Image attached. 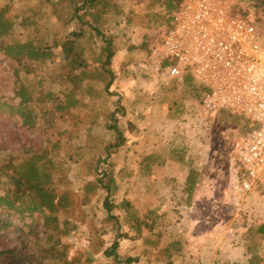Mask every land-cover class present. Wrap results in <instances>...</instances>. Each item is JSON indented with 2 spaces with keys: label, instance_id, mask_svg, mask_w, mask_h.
Here are the masks:
<instances>
[{
  "label": "rangeland",
  "instance_id": "rangeland-1",
  "mask_svg": "<svg viewBox=\"0 0 264 264\" xmlns=\"http://www.w3.org/2000/svg\"><path fill=\"white\" fill-rule=\"evenodd\" d=\"M49 1L58 3L60 0ZM114 2L118 4L116 10L96 6L101 15L105 10L103 30L107 36L114 37L112 68L115 76L108 92L103 89V81L108 76L99 74V62L93 60L87 70L90 77L85 81L91 85L79 96L78 102L57 111L51 129L41 124L45 129L41 130L44 131L43 153L54 162L53 188L58 197L66 198V206L60 214L74 225L68 234L60 236L67 256L83 258L88 250L92 256L90 264L107 262L102 248L111 243L114 234L110 228L114 222L106 219V210L101 204L104 192L99 189L90 193L91 202L87 205L83 206L81 201L84 186L94 180L96 159H103L104 147L115 141V133L107 127L110 122L107 115L121 106L116 117L124 144L111 149L110 156L105 162L100 161L99 167L113 173L119 186L116 201L125 198L139 214L155 209L159 215L153 231L144 229L135 239L119 238L122 255L134 257L132 264H167L162 249L167 243L175 242L178 248L171 264H243L249 256L243 233L255 223H264V182L243 199H236L231 188L236 149L250 121L241 109L207 110L188 95L185 87L177 88L173 82L164 85L150 71L148 51L159 44L161 35L172 26V20L166 22L161 18L160 1ZM45 4V0H0V10L4 9L0 21L6 23L8 31L10 29L5 41L31 40L33 49L37 46L41 49L37 50L39 52H52L42 68H37V76H43L46 70L58 72L62 59L61 50L43 49L44 46L48 47L52 39L71 30L80 29L76 19L66 21L62 12H51ZM149 13L155 14L154 21L150 20L153 18ZM233 14L264 27V8L255 9L252 0H235ZM37 17L42 22L30 26ZM89 42L86 32L81 43L87 46ZM186 74L193 78L189 68ZM93 76L97 79L92 81ZM30 79L22 69L16 76L7 60L0 59V98L4 101L17 103L18 83L31 86ZM62 83L54 82L43 89L58 93L62 98L59 90L66 85ZM8 111L0 112V137L3 135L7 141L33 140L32 131L26 128L18 126L22 132H12L17 129L13 119L18 116L15 108ZM7 113L11 118L5 116ZM144 131L151 132L150 141L143 140ZM149 149L153 151L146 154ZM148 155L153 157L151 161L142 160ZM180 155L185 163H177ZM186 163L199 168L190 202L183 191ZM3 191L0 187V193ZM112 212L119 216L123 229L127 230L128 212L120 207L112 208ZM32 219L27 217L26 221ZM129 232L134 234L131 229ZM97 242L102 244L99 250ZM258 253L263 257L260 264H264V237L259 240Z\"/></svg>",
  "mask_w": 264,
  "mask_h": 264
},
{
  "label": "trees",
  "instance_id": "trees-1",
  "mask_svg": "<svg viewBox=\"0 0 264 264\" xmlns=\"http://www.w3.org/2000/svg\"><path fill=\"white\" fill-rule=\"evenodd\" d=\"M114 1L60 0L54 3L45 0L44 7L49 6L50 11L54 13L62 12L66 21L76 19L80 24V29L71 30L66 35L57 37L58 39H52L48 47L44 46L43 49L61 50L62 59L57 67L58 72H55V69L46 70L43 76H37V68H42L45 59L50 57L52 52L48 53L45 50L39 52L37 50L40 48H36L37 46L33 49L31 40L16 38L15 41H5L10 29L8 31L6 23L0 21V26H2L0 27V59L7 60L16 76L18 70L22 69L31 77L30 82L33 83L31 85L33 87L18 83L15 89V94L19 97L17 103L6 102L0 98V112L15 108L20 120L18 117L13 119L17 129L12 132L15 134L19 131V134L26 128L32 131L34 136L33 140L17 138L10 141L9 139L7 141L3 135L0 137V187L4 189L3 193H0V264H90L92 262V256L88 250L85 251L84 259L81 256L76 259L68 257L65 244L60 239L61 234H68L74 225L68 217H61L60 214V210L66 206L64 202L66 198L61 195L58 197L53 188L54 162L46 157V153H43L42 133L45 129L41 128V124L51 129L56 112L70 108L78 102L79 96L91 85V83L87 85L85 81L87 77H90L87 75V70L91 67L93 60L99 62V74L108 76L103 81V89L108 92L115 76L112 68V59L115 55L114 37L113 35L107 36L103 30L102 16L105 10L101 15L96 10V6L100 4L105 9L111 7L116 10L118 4ZM155 1H160L163 6L162 20L166 22L172 20L180 0ZM252 6L257 10L264 8V0H252ZM0 14L4 16V9L0 10ZM33 15L36 17V14ZM149 16L153 18L150 20L154 21L155 14L149 13ZM40 22L42 20L37 17L30 22V26L31 23L35 26ZM86 32H88L90 42L84 46L81 38L86 35ZM90 52L92 54H89ZM182 78L188 95L199 100L202 87L186 73ZM96 79L94 76L91 77L92 81ZM54 82L66 84L59 90L62 98L58 96V93L43 89L45 86L51 87ZM48 102H50L49 106ZM120 109L122 107L117 106L107 115V120L110 121L107 127L115 133V141L104 147L105 157L103 159H100L101 157L96 159L93 166L94 180L84 186L81 201L83 206L87 205L91 202L89 194L101 189L104 192L101 204L106 210V219L114 222L110 228L114 235L109 247L102 248V244L97 242V250L102 248L103 257L107 260L106 263L101 260L98 264H132L135 261L134 257L129 254L122 255L120 252L119 238L140 237L144 229L153 231L159 221V215L155 209L139 214L129 200L122 198L116 201L118 183L108 168L99 167V162H105L110 156L111 149L116 150L124 144L125 138L121 134L116 117ZM5 116L11 118L8 113ZM41 130L44 131L41 132ZM8 135L10 136V133ZM152 158L148 155L142 160L151 161ZM177 159L178 162L185 163L183 156L180 155ZM186 164L187 175L183 183V191L186 193L187 201L190 202L197 184L199 168L189 163ZM114 207L123 208L128 212L130 219L126 222L127 230L123 229L119 216L112 212ZM27 217H33V219L29 222L26 221ZM129 229L133 230L134 234H131ZM242 237L249 253L247 261L243 264H260L263 257L259 255L258 248L259 240L264 237V223H255L243 233ZM162 251L166 254L167 264H171V258L176 252L175 244L168 243Z\"/></svg>",
  "mask_w": 264,
  "mask_h": 264
},
{
  "label": "built area",
  "instance_id": "built-area-1",
  "mask_svg": "<svg viewBox=\"0 0 264 264\" xmlns=\"http://www.w3.org/2000/svg\"><path fill=\"white\" fill-rule=\"evenodd\" d=\"M235 0H180L172 26L150 48L161 83L183 88L188 68L211 111L241 109L250 121L238 143L231 188L243 199L264 182V27L233 14Z\"/></svg>",
  "mask_w": 264,
  "mask_h": 264
},
{
  "label": "crops",
  "instance_id": "crops-1",
  "mask_svg": "<svg viewBox=\"0 0 264 264\" xmlns=\"http://www.w3.org/2000/svg\"><path fill=\"white\" fill-rule=\"evenodd\" d=\"M142 136H144V139H143V140H145V139L147 138V139L150 141L152 135H151V132H150V134H149V133L146 134V132L144 131ZM143 144H144V143H143ZM152 151H153V149H149V150L147 151L146 154L151 153ZM177 163H181V162H177ZM186 175H187V173H185L184 182H185V179H186ZM184 182H183V183H184ZM234 195H235V194H234ZM170 243L175 244V242H170ZM167 244H168V243H167ZM167 244H166V245H167ZM164 247H165V246H164ZM164 247H163V248H164ZM175 247L178 248L176 244H175ZM176 252H177V249H176ZM248 257H249V256H248ZM248 257L246 258V261H247ZM246 261H245V262H246ZM245 262H244V263H245Z\"/></svg>",
  "mask_w": 264,
  "mask_h": 264
}]
</instances>
